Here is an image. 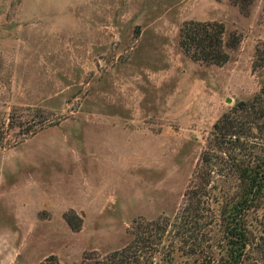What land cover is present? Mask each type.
Returning a JSON list of instances; mask_svg holds the SVG:
<instances>
[{"label":"rangeland","instance_id":"obj_1","mask_svg":"<svg viewBox=\"0 0 264 264\" xmlns=\"http://www.w3.org/2000/svg\"><path fill=\"white\" fill-rule=\"evenodd\" d=\"M192 20L240 36L225 65L183 53ZM262 58L264 0H0V264H77L174 219L214 124L264 90Z\"/></svg>","mask_w":264,"mask_h":264},{"label":"trees","instance_id":"obj_2","mask_svg":"<svg viewBox=\"0 0 264 264\" xmlns=\"http://www.w3.org/2000/svg\"><path fill=\"white\" fill-rule=\"evenodd\" d=\"M247 12L253 0H232ZM217 21H187L180 29L179 45L195 62L223 66L228 50L241 39L226 38ZM264 58L255 67H261ZM44 126L22 132L23 142ZM18 142V141H16ZM264 90L250 101H240L215 124L203 150L185 202L174 219L136 220L132 240L106 255L85 253L77 264H176L179 252L189 264H264ZM64 219L80 232L83 219L74 211ZM42 264H62L50 256Z\"/></svg>","mask_w":264,"mask_h":264}]
</instances>
